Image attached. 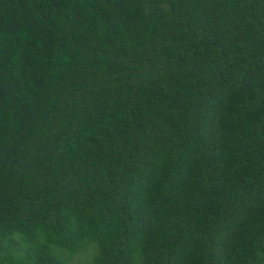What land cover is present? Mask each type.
Instances as JSON below:
<instances>
[{"label":"trees","instance_id":"16d2710c","mask_svg":"<svg viewBox=\"0 0 264 264\" xmlns=\"http://www.w3.org/2000/svg\"><path fill=\"white\" fill-rule=\"evenodd\" d=\"M0 264H264V0H0Z\"/></svg>","mask_w":264,"mask_h":264}]
</instances>
